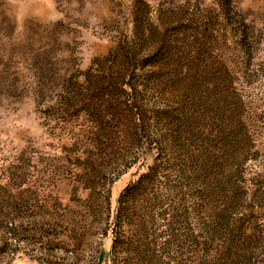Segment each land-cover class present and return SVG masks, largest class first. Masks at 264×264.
<instances>
[{
    "label": "rangeland",
    "instance_id": "obj_1",
    "mask_svg": "<svg viewBox=\"0 0 264 264\" xmlns=\"http://www.w3.org/2000/svg\"><path fill=\"white\" fill-rule=\"evenodd\" d=\"M0 264H264V0H0Z\"/></svg>",
    "mask_w": 264,
    "mask_h": 264
}]
</instances>
